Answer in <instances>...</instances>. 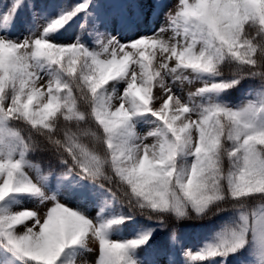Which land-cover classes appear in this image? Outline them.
<instances>
[{"label":"snow or ice","instance_id":"1","mask_svg":"<svg viewBox=\"0 0 264 264\" xmlns=\"http://www.w3.org/2000/svg\"><path fill=\"white\" fill-rule=\"evenodd\" d=\"M140 7L0 0V264H82L91 244L94 264H161L168 253L152 241L167 218L202 220L228 203L236 215L187 261L248 253L240 264H264V205L248 210L264 201V84L240 106L223 99L246 77L264 81V0H177L167 39L164 27L136 32ZM185 81L202 86L185 96ZM89 123L97 130H73ZM36 141L65 168L56 188L27 158ZM129 225L130 238H114Z\"/></svg>","mask_w":264,"mask_h":264},{"label":"trees","instance_id":"2","mask_svg":"<svg viewBox=\"0 0 264 264\" xmlns=\"http://www.w3.org/2000/svg\"><path fill=\"white\" fill-rule=\"evenodd\" d=\"M144 0H138L137 4L141 5L139 11L142 14L144 5ZM155 3L154 18H158L160 13L166 10V5L170 0H152ZM41 3L45 4H62L65 0H40ZM102 3H109V0H100ZM142 17V16H141ZM29 17L27 12L22 13L21 17L16 25V32L21 25H28ZM151 23V22H149ZM80 34V30L77 26H74L67 33L61 36L60 41L74 37L75 35ZM234 72L233 66H224L223 74L225 76H230ZM264 84V81H261L259 77L255 78H245L242 81V86L230 90L229 93L223 96V99L230 104H238L247 99L246 91L256 90L261 88V85ZM17 128H20L24 135L27 137V129L23 125L17 124ZM74 131H96V126L94 123L84 124L80 129H73ZM82 142L88 145L89 148L100 151L103 153L104 148H102L96 140L91 135H83ZM29 160L38 164L44 174H50L51 180L65 172V168L60 164L58 158L54 155L53 151L46 146L43 141H36L35 147H33L29 153ZM227 161L225 162V169H227ZM261 205H264V201L259 199H254L249 202L248 210L259 209ZM222 207L225 211L211 215L202 220L200 219H189V220H176L175 217H169L165 221L166 227L163 231H160L155 236L152 241L153 245L164 246L167 253L174 251L176 253L175 262L176 264H189L187 261L184 252L186 249L195 251L199 246H201L205 241L209 240L215 232L220 230L224 224L229 222L231 218L236 215L237 210L233 207L232 203L224 204ZM138 220L141 223H147L144 221L143 217H138ZM134 225H129L128 230H131ZM173 232L175 233L176 243H171V237ZM143 255V254H141ZM248 256V253H245L243 256L231 257L229 258V264H240L241 260L245 259Z\"/></svg>","mask_w":264,"mask_h":264},{"label":"rangeland","instance_id":"3","mask_svg":"<svg viewBox=\"0 0 264 264\" xmlns=\"http://www.w3.org/2000/svg\"><path fill=\"white\" fill-rule=\"evenodd\" d=\"M112 2H114V0H110V3H112ZM130 2L135 3V0H130ZM176 4H177V0H170L169 4L167 5L166 12L164 14H162L160 18L154 19L153 24L151 25V27L146 26L147 24L145 26H142L143 23H141V22H140V24H142V25L139 26V22H137V24H136L137 25L136 32H139V33H151L152 31H154L157 28L164 27V28L168 29L163 34L164 38L167 39V38L171 37L173 35V32L169 28V19H168V17L175 13ZM154 6H155L154 2L150 3V1H149V6H147V8H145V10H144V13H146V16H144V21L146 23H147V20L151 18V10L154 8ZM25 34H27V29L23 28L20 31V33L17 34V35H25ZM73 38H70V39L65 40L63 42H70ZM201 86H202V84L200 82H197V81H193L192 83H188L187 81H185L180 86V90H181L183 95L187 96V94L189 92H194L198 87H201ZM260 89L261 88L256 89V90H248V91H246V95L248 96L246 100H244V101H242V102H240L238 104H231V105L240 106V105L245 103L250 98H257ZM150 127L151 126H149V125H145V126H143L141 131L142 132L146 131ZM31 163L33 165L37 166L41 170V168L37 164H35L33 162H31ZM29 175L35 177V175H36L35 168L29 170ZM46 176L49 177V175H46ZM61 176H58L54 183L50 182V177H49V180H48L49 186L52 187V188H56L57 185H58V178L61 177ZM60 199L62 201H64V202L69 203L70 206H77V204H79V206H81V207L85 206L84 202L78 201L77 199L73 198L66 191L63 192V194L60 196ZM33 206H34V204L32 202H30V201L25 202L24 204L21 205V207H33ZM89 212L91 214H95L93 209L91 208V206H89ZM134 231H135V228H133L131 231L126 230L125 228H123L121 230V234L116 236V237H114V238H118V239L119 238H130L133 235ZM90 248H91V251L88 252V253H85L83 255V257L81 258L82 264H94V262H95V260H96V258L98 256V249H97V246L95 244H91ZM169 257H171L172 260H173L174 257H175V253L172 252V253H169L165 257H161L160 258L161 264H169Z\"/></svg>","mask_w":264,"mask_h":264}]
</instances>
